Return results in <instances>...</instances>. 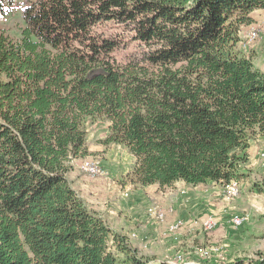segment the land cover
<instances>
[{"label": "trees", "instance_id": "trees-1", "mask_svg": "<svg viewBox=\"0 0 264 264\" xmlns=\"http://www.w3.org/2000/svg\"><path fill=\"white\" fill-rule=\"evenodd\" d=\"M35 1L17 38L0 27V264H168L139 256L71 186L83 122L105 119L99 142L127 149L141 187L236 180L235 151L264 136V74L236 48L264 0Z\"/></svg>", "mask_w": 264, "mask_h": 264}, {"label": "rangeland", "instance_id": "rangeland-1", "mask_svg": "<svg viewBox=\"0 0 264 264\" xmlns=\"http://www.w3.org/2000/svg\"><path fill=\"white\" fill-rule=\"evenodd\" d=\"M35 0H14L7 6L0 27L17 38L24 26V6ZM248 22L239 27V38L257 30L259 39L243 49L236 46L253 67L264 74V8L248 15ZM97 29L107 37L118 36L128 41L130 33L113 22H102ZM137 51L136 45L121 48L117 57ZM88 155L74 160L68 180L86 206L98 213L115 232L126 238L127 244L139 256L154 262L170 263L182 259L198 264H226L235 259L254 260L264 255V136L252 135L249 148L236 150L238 161L239 194L229 197L223 184L207 182L196 186L172 184L168 187L151 185L141 187L131 182L133 156L123 146H104L108 124L103 118H85ZM97 163L105 174L92 177L87 166ZM172 207L164 220L157 214ZM213 216L218 225L205 231L200 223ZM233 217H247L240 227L231 223ZM181 222L178 231L169 225ZM204 248L198 255L195 249Z\"/></svg>", "mask_w": 264, "mask_h": 264}, {"label": "built area", "instance_id": "built-area-1", "mask_svg": "<svg viewBox=\"0 0 264 264\" xmlns=\"http://www.w3.org/2000/svg\"><path fill=\"white\" fill-rule=\"evenodd\" d=\"M258 39H259V34H258L257 30H252V31H249L243 38H239L238 45L241 48L246 49L251 45V43L257 41ZM85 172L88 173L92 177H96V176H100L101 174H105L104 168H102L97 163L89 164L87 166V168L85 169ZM225 187H226L227 196L236 197L239 194V184L236 180L230 181V183L225 185ZM172 212H173V208L169 207L166 209V211L159 212L157 214V217L160 220H164L166 214L172 213ZM246 219H247V217H233V219L231 220V223L234 227H240L243 225V223L245 222ZM200 225L205 231H211L217 227L218 222L213 216H208L204 220L201 221ZM180 227H181V222L175 221L169 225V230L171 232H175V231H178ZM203 251H204L203 247L195 249V252L198 255L204 254L205 251L204 252ZM168 264H198V263L189 262V261L187 262V261L182 260V259H177L176 261H172Z\"/></svg>", "mask_w": 264, "mask_h": 264}, {"label": "crops", "instance_id": "crops-1", "mask_svg": "<svg viewBox=\"0 0 264 264\" xmlns=\"http://www.w3.org/2000/svg\"><path fill=\"white\" fill-rule=\"evenodd\" d=\"M126 151H127V149H125ZM132 156V155H131ZM134 159V158H133ZM130 173H131V170H130ZM174 184H176V185H185L186 183H184L183 181H177V182H175Z\"/></svg>", "mask_w": 264, "mask_h": 264}]
</instances>
